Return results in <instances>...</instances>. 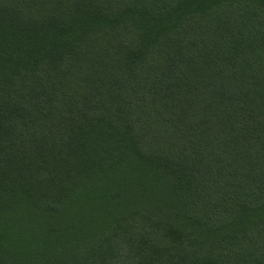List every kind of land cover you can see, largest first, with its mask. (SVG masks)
Wrapping results in <instances>:
<instances>
[{"label":"trees","instance_id":"obj_1","mask_svg":"<svg viewBox=\"0 0 264 264\" xmlns=\"http://www.w3.org/2000/svg\"><path fill=\"white\" fill-rule=\"evenodd\" d=\"M0 264H264V0H0Z\"/></svg>","mask_w":264,"mask_h":264}]
</instances>
